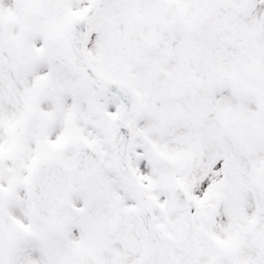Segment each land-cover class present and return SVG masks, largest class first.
Returning <instances> with one entry per match:
<instances>
[{
  "label": "snow or ice",
  "instance_id": "1",
  "mask_svg": "<svg viewBox=\"0 0 264 264\" xmlns=\"http://www.w3.org/2000/svg\"><path fill=\"white\" fill-rule=\"evenodd\" d=\"M0 264H264V0H0Z\"/></svg>",
  "mask_w": 264,
  "mask_h": 264
}]
</instances>
